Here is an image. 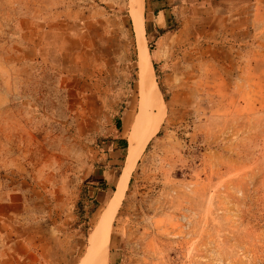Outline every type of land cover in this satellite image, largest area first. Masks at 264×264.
<instances>
[{
    "label": "rangeland",
    "instance_id": "obj_1",
    "mask_svg": "<svg viewBox=\"0 0 264 264\" xmlns=\"http://www.w3.org/2000/svg\"><path fill=\"white\" fill-rule=\"evenodd\" d=\"M226 7L240 17L150 33L142 2L141 42L131 0H0V264H87L140 124L143 43L163 112L105 264H264V0Z\"/></svg>",
    "mask_w": 264,
    "mask_h": 264
},
{
    "label": "bare ground",
    "instance_id": "obj_2",
    "mask_svg": "<svg viewBox=\"0 0 264 264\" xmlns=\"http://www.w3.org/2000/svg\"><path fill=\"white\" fill-rule=\"evenodd\" d=\"M142 0H131V15L135 28L138 30L139 41H143V31H142ZM141 51V62L147 69L148 72L145 76L141 74L140 79V88L142 89V100L144 103L141 115L138 118V127L135 132L131 134L129 137V146H128V154L126 165L123 170L122 176L120 178L119 184L117 186L114 195L102 215L98 226L91 231L90 233V246L88 249V253L85 257V263L87 264H105L106 260V246H107V236H108V226L112 219V216L122 198L125 185L128 178V173L130 168L134 164L138 154L144 148L147 141L156 133L161 117H162V107L161 102L159 103V93L154 85V77L152 74V69L148 64V52L146 47L144 46L140 48ZM142 67V65H140ZM144 67V66H143ZM144 67V68H145ZM143 68V70H144ZM141 70V69H140ZM145 74V73H144ZM152 110L156 111L155 115H152ZM149 112V115H148ZM151 112V113H150ZM154 113V112H153ZM147 124L144 126V122L146 117ZM141 126V127H140Z\"/></svg>",
    "mask_w": 264,
    "mask_h": 264
},
{
    "label": "crops",
    "instance_id": "obj_3",
    "mask_svg": "<svg viewBox=\"0 0 264 264\" xmlns=\"http://www.w3.org/2000/svg\"><path fill=\"white\" fill-rule=\"evenodd\" d=\"M236 1L238 0H143V11L147 18H156L152 27L148 30L150 33H154L166 24L168 21L167 18H171L173 16L178 17L183 13L188 14V11L190 10H203L206 12H210L212 10L216 17L218 16L220 19H224L223 17H227L229 15L227 9H230L226 7V5H233ZM238 13L234 11L229 16H235L238 18L240 17V13ZM247 25L243 22L237 29L244 32L247 30Z\"/></svg>",
    "mask_w": 264,
    "mask_h": 264
}]
</instances>
